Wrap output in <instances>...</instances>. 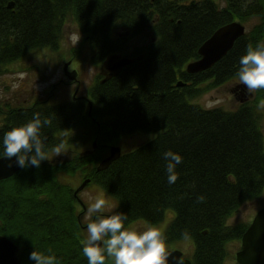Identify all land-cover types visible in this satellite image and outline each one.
Wrapping results in <instances>:
<instances>
[{"label":"trees","instance_id":"16d2710c","mask_svg":"<svg viewBox=\"0 0 264 264\" xmlns=\"http://www.w3.org/2000/svg\"><path fill=\"white\" fill-rule=\"evenodd\" d=\"M11 1L12 9L7 7ZM253 19L257 22L211 69L185 72L218 28ZM69 20L90 44L95 62L128 53L130 37L150 32L152 37L142 52L132 54L142 58L90 90L91 115L88 103L77 98L54 106L38 103L12 118L17 126L39 112L50 121L42 128L49 146L69 142L83 147L95 141L99 149L78 152L71 160L43 161L39 168H22L0 181V234L19 247L22 264H33L28 256L34 246L50 249L58 264H87L78 202L73 188L61 180L81 173L117 200L116 212L127 215L124 224L159 225L172 211L164 237L191 239L194 264H225L227 244L240 240L248 227L228 220L264 192L258 109L264 89L233 111L205 109L195 100L235 79L246 46L264 41V0H226L222 7L214 0H0V76L31 52L57 51ZM118 32L129 35L117 37ZM180 80L186 84L178 87ZM6 125L4 119L0 135L9 129ZM137 131L158 136L97 172L110 146ZM169 149L183 158L172 185L161 156ZM105 264L111 261L106 258Z\"/></svg>","mask_w":264,"mask_h":264},{"label":"rangeland","instance_id":"374dc122","mask_svg":"<svg viewBox=\"0 0 264 264\" xmlns=\"http://www.w3.org/2000/svg\"><path fill=\"white\" fill-rule=\"evenodd\" d=\"M177 1L183 4H190L192 2H198L201 0ZM214 1L219 7L224 6L226 3V0ZM256 22L257 20L253 19L243 23L247 32ZM151 37L152 33L150 32L127 39V43L132 48L130 49L129 47L128 53L126 54L132 55L135 52H142L144 50L143 48L148 44ZM60 41V47L57 51H52L50 49H40L27 54L21 60L7 66L5 73L0 76V106L2 107V111H7L12 108L11 106L16 107L19 104L25 107L31 106L35 100L44 101L48 99L47 101L49 106L70 102L73 98V93L76 86L62 82V80L67 81L62 68L66 58L69 55V49L76 46L81 48V52L77 54V58L72 64V67L79 71L78 78L80 81V87L77 96H90V90L95 79V74L99 70V68L96 67L97 64L94 60V52L92 51L90 44L85 40L84 35L78 31L76 24H74L71 20H69L64 25L63 35ZM65 55L66 58H64ZM233 82V80H230L226 84L210 90L209 92L198 97L195 100V103H198L205 109L221 108L225 111L235 110L237 108L236 101L233 100L234 97L230 91L232 85L234 84ZM52 85H55V88H52ZM26 101L27 103H25ZM8 102L12 105L10 106ZM258 109L262 117L261 126L264 133V106L259 105ZM3 115L4 114H0V124L2 121H4ZM67 136H69L68 133ZM157 136L158 133L156 132L137 131L118 140L117 145L120 147L121 153L126 154L146 143L151 142ZM88 148H90L89 144L83 147H76L75 144H70L68 142L63 148H61V152L57 156L71 155V153L76 155V153ZM61 180L65 184L70 185L71 188L75 189L79 184H81L83 175L80 173L73 177L62 176ZM79 196L85 203H89L91 200H95L98 197L103 198L105 200V206L103 210L109 214L116 212L118 207L117 200L95 184H90L89 186L85 187ZM262 207H264V192L258 199L246 202L239 209L237 214L228 220V224L248 225L256 212ZM78 210L79 208L77 207V211ZM171 212L172 211H169L166 214L165 221L163 222H166L165 226L174 218V213ZM87 219V214H85L82 216L81 220L82 222L87 223ZM146 226L149 225L141 222L137 223L138 230H142ZM162 228L163 225L158 229L161 231ZM83 235L85 237L86 231H84ZM184 243H187L189 246V251L186 255L190 260L194 252L193 242L191 239L187 238L184 239ZM238 247L239 241L232 242V244L229 246L230 252L234 253Z\"/></svg>","mask_w":264,"mask_h":264},{"label":"clouds","instance_id":"9594fccd","mask_svg":"<svg viewBox=\"0 0 264 264\" xmlns=\"http://www.w3.org/2000/svg\"><path fill=\"white\" fill-rule=\"evenodd\" d=\"M235 73L239 84L245 86V94L256 89H264V41L249 43L245 52L239 57ZM264 106V99L259 102ZM50 123L48 118L41 119L39 112L24 123L12 126L0 135V161H7L9 168L36 167L43 161H51L50 154L59 155L61 145L49 146L42 128ZM167 183L177 181V166L182 163V155L172 150L161 154ZM197 199L202 201L203 196ZM105 206L103 198H96L87 207V215L93 216L86 224V235L82 239L81 253L87 264H105L106 258L111 264H171L172 253L167 250L163 233L154 226L142 230L124 227L127 215L113 212L111 215L100 214ZM28 259L33 264H58L57 257L51 250H38L35 246ZM175 264H183L180 256L174 257Z\"/></svg>","mask_w":264,"mask_h":264},{"label":"water","instance_id":"95a60500","mask_svg":"<svg viewBox=\"0 0 264 264\" xmlns=\"http://www.w3.org/2000/svg\"><path fill=\"white\" fill-rule=\"evenodd\" d=\"M13 1L9 2L8 8H14ZM246 33L244 25L239 22H231L218 28L198 49L199 59L187 64L186 73L193 75L211 69L217 62L223 59L234 46V43L244 36ZM126 32L123 36L128 35ZM142 58L130 57L128 55L112 54L107 57L101 66V74L106 75L102 82H106L112 77L118 75L126 66L132 64L136 60ZM69 65V64H68ZM68 65H65L63 70L65 76L72 82L77 84L74 92V98L79 91V81L77 79V71H68ZM185 85L183 81H179L177 86ZM249 99V98H248ZM83 100L88 102L89 112L91 115L92 102L87 98ZM247 100V99H246ZM96 142H93V149H96ZM91 151H84L81 154H88ZM121 157V149L118 146L110 147V154L104 158L97 166V172L107 170L115 161ZM22 168L7 166V161H0V181L13 176ZM90 179H85L81 185L74 191V196L78 197ZM19 247L7 237L0 235V264H21L18 257ZM172 256L169 257L171 264H175L174 257L180 256L177 251H170ZM236 261L238 264H264V207L261 208L244 234L241 237V250L236 254ZM183 264H191L190 261H184Z\"/></svg>","mask_w":264,"mask_h":264},{"label":"flooded vegetation","instance_id":"af4514ba","mask_svg":"<svg viewBox=\"0 0 264 264\" xmlns=\"http://www.w3.org/2000/svg\"><path fill=\"white\" fill-rule=\"evenodd\" d=\"M122 34H124V32H118V33H116V35H117V37H120ZM132 47H130V49H131ZM81 52V48L80 47H78V46H76V47H72V48H70L69 49V52H68V57L66 58V55H65V57L64 58H66V61L64 62V64H63V67L65 66V65H68V68H69V70L70 71H73V70H77L76 68H73L72 67V64L74 63V61L76 60V58H77V54L78 53H80ZM125 54V53H124ZM96 64H97V66L96 67H98L99 68V70H98V72L95 74V79H94V81H93V83H92V87L91 88H93L96 84H97V82H101L102 84H103V80L104 79H106L105 77L106 76H109L110 74L107 72V74L106 75H102L101 74V71H100V69H101V66H102V64H103V61H99V62H95ZM63 69V68H62ZM78 71V70H77ZM78 73H79V71H78ZM79 77V76H78ZM236 79V78H235ZM235 79H233V85H232V88H231V92H232V95H233V100L234 101H236V105H237V108L240 106V105H242V104H245V103H247L248 101H251L253 98H254V96H255V91L253 92V93H251V94H245V86L244 85H242V84H239ZM67 80V79H66ZM110 80V79H109ZM108 81V80H107ZM106 81V82H107ZM62 82L63 83H68V84H70V85H76V84H74L73 82H71V81H69V80H67V81H64V80H62ZM105 83V82H104ZM53 87L52 88H55V85H52ZM257 90V89H256ZM250 97H252V98H250ZM249 98V99H248ZM247 99V100H246ZM48 99H46V100H44V101H38V100H35V101H33V103H32V105L31 106H21V104H19L18 106H16V107H13V106H11L12 104H10L9 102H8V104H10V106L12 107L11 109H9V110H7V111H2V107L0 106V114H4L3 115V118L5 119V121H6V126L7 127H9V128H11L12 127V125H13V123H12V118L14 117L15 118V116L16 115H19V114H21V113H23L24 111H26L27 109H29V108H32L33 106H35V105H37L38 103H46L47 105H48V101H47ZM25 103H27V101L25 102ZM15 111V112H14ZM3 122V121H2ZM4 124V123H3ZM4 126V125H3ZM88 149H92V144L90 145V148H88ZM99 149V146H97V148L95 149L96 151ZM73 154L71 153V155H60V156H54V154H50V160L51 161H46V162H48V163H54V162H57V161H61V160H65V159H71V158H73ZM94 201V199L93 200H91L89 203L87 202V203H85L84 201H83V203H84V211L82 210V208H81V206L79 205V203L77 204V206H78V208H79V210L77 211L78 212V214H80V218H82V216L83 215H85V214H87V207H88V205L91 203V202H93ZM100 214H102V215H111V214H109V213H106L105 212V210H103ZM87 223L91 220V219H93L94 218V215L93 216H89V215H87ZM138 222H140V221H136V222H132V223H127V224H124L123 226L124 227H135V228H137V223ZM87 223H84V222H82L81 221V224H82V226L81 227H83V231H86V224ZM141 223H144V222H141ZM250 223H251V221H250ZM249 223V224H250ZM154 227H157V228H159L158 226H154ZM163 231V229H161V232ZM83 238H84V235H83ZM82 238V239H83ZM193 242V241H192ZM165 243H166V248H167V250L168 251H177V252H180L181 254V258H182V260H183V262L184 261H186V260H189L188 259V256L186 255L187 253H188V251H189V246L187 245V243H184V240H181V241H177V242H173V241H171V240H169V239H166L165 238ZM232 244V242L231 243H228L227 244V246H226V253H227V259H226V261H225V264H237V262H236V254L241 250V240L239 241V247H238V249H236L235 251H234V253H231L230 252V249H229V246ZM193 247H194V252H193V255H192V258H190V262H191V264H194V255H195V244H194V242H193ZM231 261V262H230Z\"/></svg>","mask_w":264,"mask_h":264}]
</instances>
